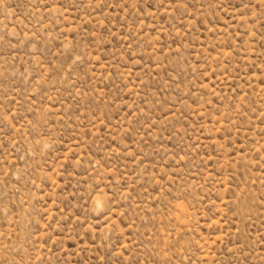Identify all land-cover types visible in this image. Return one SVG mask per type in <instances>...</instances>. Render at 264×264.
<instances>
[{"label":"rangeland","instance_id":"1","mask_svg":"<svg viewBox=\"0 0 264 264\" xmlns=\"http://www.w3.org/2000/svg\"><path fill=\"white\" fill-rule=\"evenodd\" d=\"M0 264H264V0H0Z\"/></svg>","mask_w":264,"mask_h":264}]
</instances>
